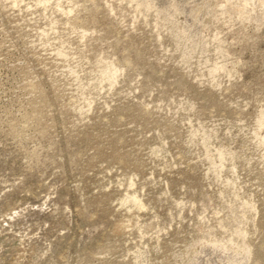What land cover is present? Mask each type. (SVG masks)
<instances>
[{
  "label": "rangeland",
  "instance_id": "374dc122",
  "mask_svg": "<svg viewBox=\"0 0 264 264\" xmlns=\"http://www.w3.org/2000/svg\"><path fill=\"white\" fill-rule=\"evenodd\" d=\"M0 264H264V0H0Z\"/></svg>",
  "mask_w": 264,
  "mask_h": 264
}]
</instances>
